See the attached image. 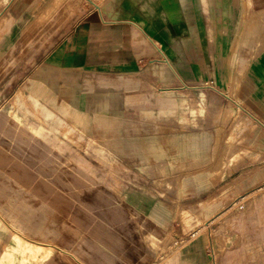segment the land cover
<instances>
[{"label":"crops","instance_id":"obj_1","mask_svg":"<svg viewBox=\"0 0 264 264\" xmlns=\"http://www.w3.org/2000/svg\"><path fill=\"white\" fill-rule=\"evenodd\" d=\"M218 1L10 0L3 11L0 59L23 43L18 81L53 115L51 145L145 215L177 210L184 175L195 188L202 180L195 194L211 189L212 85L223 84L217 72L237 33L230 18L243 5ZM220 186L204 232L185 236L181 225L188 239L158 264H264V172Z\"/></svg>","mask_w":264,"mask_h":264},{"label":"rangeland","instance_id":"obj_2","mask_svg":"<svg viewBox=\"0 0 264 264\" xmlns=\"http://www.w3.org/2000/svg\"><path fill=\"white\" fill-rule=\"evenodd\" d=\"M241 2L240 13L230 18L237 30L232 49L217 72L223 74V84L220 89L212 85L220 95L212 98V122L218 130L213 131L208 163L211 189L195 194L204 187L202 180H196L195 188V180L184 175L177 210L148 215L133 210L123 194L62 158L48 139L53 115L18 81L23 43L0 59V264H21V259L24 264H158L186 242V235L204 232L206 202L217 201L222 180L238 172L246 179L264 172V7L254 0ZM8 3L0 0V24ZM239 41L244 42L240 51ZM178 85L182 92L191 86ZM60 193L68 199L63 206L50 199Z\"/></svg>","mask_w":264,"mask_h":264},{"label":"bare ground","instance_id":"obj_3","mask_svg":"<svg viewBox=\"0 0 264 264\" xmlns=\"http://www.w3.org/2000/svg\"><path fill=\"white\" fill-rule=\"evenodd\" d=\"M7 232H8V234H11V236H13L16 240H18V238H19L18 235L16 233H14L11 229L8 228ZM27 248L30 250L33 247L31 246V244L28 243ZM21 264H24L23 259H21Z\"/></svg>","mask_w":264,"mask_h":264},{"label":"built area","instance_id":"obj_4","mask_svg":"<svg viewBox=\"0 0 264 264\" xmlns=\"http://www.w3.org/2000/svg\"><path fill=\"white\" fill-rule=\"evenodd\" d=\"M238 208H239V209H242V208H243V205H242V204H239V205H238ZM197 231H198V230H197ZM197 231H196V232H197ZM194 233H195V232H194ZM194 233H193V234H194Z\"/></svg>","mask_w":264,"mask_h":264}]
</instances>
